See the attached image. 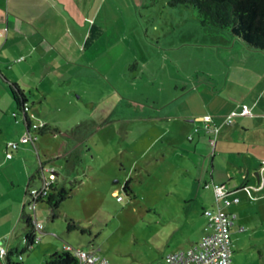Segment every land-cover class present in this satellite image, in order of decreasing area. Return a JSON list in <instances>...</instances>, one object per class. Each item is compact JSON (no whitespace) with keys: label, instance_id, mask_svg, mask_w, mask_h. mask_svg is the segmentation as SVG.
<instances>
[{"label":"rangeland","instance_id":"obj_1","mask_svg":"<svg viewBox=\"0 0 264 264\" xmlns=\"http://www.w3.org/2000/svg\"><path fill=\"white\" fill-rule=\"evenodd\" d=\"M166 2L98 0L91 15L96 16L93 28L74 60L80 66L71 70L69 65L53 84L50 78L29 85L32 95L37 91L28 98L34 113L30 118L60 131H32L37 141L26 144L21 162L24 171L34 175L29 189L41 188L39 160L57 154L44 166L54 168L58 185L70 192L54 218L49 205L36 204V217L42 220L36 232L40 240L27 249L22 222V233L16 232L14 239L19 249L10 256L13 262L44 264L49 252L66 244L93 249L111 264H165L166 255L176 251L171 242L179 237L168 214H185L182 208L195 195L203 228V212L216 209L210 172L218 157L212 161L211 153L199 158L182 151L194 145L195 138L185 140L192 123L161 116L174 104L193 101L198 92V102L206 98L204 89L184 92L183 84L189 89L190 83L206 78L214 63L219 65L217 58L235 55L243 45L217 26L202 27L192 7ZM175 126V136L181 139L170 136L168 130ZM218 172L217 167L215 177ZM251 178L249 183L256 185L255 176ZM127 179L133 193L122 188ZM114 189L117 193L112 194ZM256 207L250 208L249 218L235 213L232 264H264V219L260 223ZM260 212L264 215L261 207ZM70 220L75 228L67 229ZM40 231L49 233L41 236Z\"/></svg>","mask_w":264,"mask_h":264},{"label":"crops","instance_id":"obj_2","mask_svg":"<svg viewBox=\"0 0 264 264\" xmlns=\"http://www.w3.org/2000/svg\"><path fill=\"white\" fill-rule=\"evenodd\" d=\"M97 1L0 0V247L4 250V253L0 251V264L12 262L10 256L13 254L9 252L14 253L19 249L14 239L16 232L22 233V213L29 216L33 214L25 208L28 203L25 195L34 175H29L21 165L27 143L19 142L21 145H18V149L11 150L12 156L6 158L9 150L7 143L20 141L28 130L33 133L27 128L25 118L39 125L45 123L30 118L34 113L29 110L31 107L28 98H34L37 91L32 95L29 85L31 82L39 85L50 78L53 84L56 80H61L64 69L68 70L69 65L71 70L80 66L74 60L79 59L83 40L88 30L91 32L93 28V17L96 16L91 15L95 7H98ZM217 60L219 65L214 63L216 67L204 76L206 78L190 83L189 89L184 84L182 86L184 92L190 89L201 91L198 88H202L208 93L206 98H200L198 102L201 96L198 92L199 95L196 94L193 101L180 107L177 104L172 105L161 118L192 123L185 140L191 142L195 138L196 143L185 148L181 146L182 151L191 155L197 153L199 158H207L211 153L212 161L218 157V161L211 166V182L225 185L230 190V196L238 197V201L226 205L216 204L213 199L212 205H218L222 213L234 214L233 221L237 216L236 211L245 213L244 217L249 218L252 216L250 208L257 206L259 209L256 207V217L261 223L262 218L264 219L260 212V207L264 209V54L252 53L249 49L238 46L235 55L221 56ZM91 61L93 63L95 57ZM13 84L21 89L27 100L28 109L25 115L15 100L17 96L10 90L11 87L14 89ZM27 89L29 93L26 92ZM242 106L249 109V114L236 115L227 123L226 116L231 111L238 112ZM206 115L211 118L208 123L215 125L217 131H205L207 122L203 117ZM195 127L198 129L194 131ZM178 130L176 126L168 130L172 140L179 137L175 136ZM190 134L191 139H187ZM211 140L214 142L211 143ZM51 156L54 158L57 154ZM37 157L39 160L38 154ZM217 167L221 172L215 177ZM252 175L255 176L256 185L249 183ZM56 182L59 184L58 180ZM243 185L252 189L255 196L253 200L242 189ZM204 187L209 188L205 184ZM113 193H117V190L114 189ZM197 201L195 195L187 201L186 207L182 208L185 214L179 210L168 214L169 225L179 235L171 242V247L176 251H183L197 243L210 231L211 226L207 219H204L205 227L199 225L200 217L195 205ZM34 215L36 217L35 210ZM23 231L25 235L26 230ZM45 233L49 232L40 231L41 236ZM35 235L37 236L36 233ZM24 239L22 242L25 244ZM54 252L56 251L49 252V256Z\"/></svg>","mask_w":264,"mask_h":264},{"label":"trees","instance_id":"obj_3","mask_svg":"<svg viewBox=\"0 0 264 264\" xmlns=\"http://www.w3.org/2000/svg\"><path fill=\"white\" fill-rule=\"evenodd\" d=\"M166 3L170 7H176L178 5L192 7L196 12V18L202 27L217 26L218 29L228 32V34L238 40L241 45L246 48L264 54V0H167ZM134 64L135 63H133V66ZM13 87L14 89L11 87L10 90L15 96H17L15 97V100L22 111L27 100L17 85L14 86L13 84ZM25 121L27 128L31 129V131H34L38 135L60 133L58 129L50 127L47 123H44L37 128H31L32 123L29 119L25 118ZM55 158H57V156L46 160H39V169L37 170V173L42 174L43 168L46 167L44 164ZM57 175L58 174L54 169L53 180L50 182L48 190L44 196L37 200V204L46 203L50 206L52 218L55 217L56 208H58L59 204L65 200L66 197H69L70 192L65 186H59L57 184ZM129 183L130 181L127 179L122 188L126 193H133ZM27 191L26 194L28 195ZM30 216L25 212L22 213L23 224L26 230L24 242L27 249H31L32 246L36 244L34 241L36 232ZM66 227L67 229L75 228L74 222L70 220ZM9 254H13V252H9ZM8 263L22 264L13 261ZM44 264H77V260L71 252L61 248V250L48 256V259Z\"/></svg>","mask_w":264,"mask_h":264},{"label":"built area","instance_id":"obj_4","mask_svg":"<svg viewBox=\"0 0 264 264\" xmlns=\"http://www.w3.org/2000/svg\"><path fill=\"white\" fill-rule=\"evenodd\" d=\"M28 109L27 104H24L22 109V114L25 115ZM249 114V109L246 106H242L241 109L236 111H231L229 115L226 116L225 121L230 123L232 118L236 115H245ZM25 117V116H24ZM205 124V131L212 132L217 131L215 125H211L208 122L211 121L209 115L203 117ZM41 126L37 123H32L31 128H37ZM198 128L195 127L194 131ZM191 136L188 135V139ZM37 141V136L34 133H31L29 130L21 137L20 141H10L7 143L8 151L6 152V158L12 156L11 150H14L18 147L19 142L21 144L25 143H34ZM214 141L211 140V143ZM41 175V188L38 189H29L27 191L29 195L27 209L32 211L31 219L33 221V227L35 232L39 231L42 227L41 222L38 221L34 215V210L37 204V200L44 196L48 190L50 182L53 180L54 169L52 167H45L42 170ZM44 172H48V175L44 176ZM206 187L209 184H205ZM242 189L246 191V194L250 199H254L252 189L249 186L243 185ZM213 190V199L215 203L222 201L223 204H232L238 201V197L230 196V190L223 184H214L212 183ZM116 200H121V197L116 196ZM203 215L207 217L208 223L211 226L210 231L206 233L197 243L192 244L186 250L176 251L166 255L164 259L165 264H231V246L233 245L231 239L230 229L232 228L234 214H225L216 206L215 210L207 209L203 212ZM39 238L36 236L34 241L37 242ZM63 249L68 252H71L76 260L77 264H111L106 257L99 255L95 250H82L74 249L69 245L64 244ZM1 253H4V250L0 247Z\"/></svg>","mask_w":264,"mask_h":264}]
</instances>
